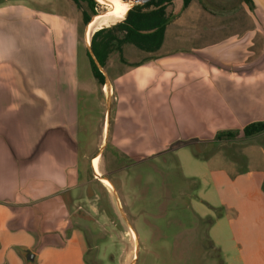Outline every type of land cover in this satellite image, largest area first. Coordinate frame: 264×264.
I'll list each match as a JSON object with an SVG mask.
<instances>
[{
	"label": "crops",
	"instance_id": "0c3cea01",
	"mask_svg": "<svg viewBox=\"0 0 264 264\" xmlns=\"http://www.w3.org/2000/svg\"><path fill=\"white\" fill-rule=\"evenodd\" d=\"M23 1L0 3V264H88L84 230L72 225L67 214L45 220L59 195L81 185L79 161L88 156L81 155L79 111L87 85L80 82L78 65L58 57L52 28ZM247 3L240 9L242 20L236 22L227 16L234 8L205 7L200 0L185 7L183 0H173L160 49L147 52L145 59L125 58L120 72L111 76L116 98L104 117L103 140L112 137L133 158L175 147V154L188 161L190 145L200 149L264 135L217 139L221 132L242 131L264 121V0ZM16 11L21 12L19 20L12 17ZM19 22L21 28L29 24L28 35L16 26L15 35H22L25 44L48 42L53 48L54 54L45 53L43 68L40 63L29 66L32 57L3 49L10 44V25ZM260 148L264 155V146ZM196 155V161L204 159ZM99 171L103 175L100 163ZM213 174L216 179L226 174V183L239 184L232 191L245 213L257 207L256 236L264 239V169L249 168L234 180L223 171ZM216 179L215 188L222 191ZM260 250L264 255V245Z\"/></svg>",
	"mask_w": 264,
	"mask_h": 264
},
{
	"label": "rangeland",
	"instance_id": "374dc122",
	"mask_svg": "<svg viewBox=\"0 0 264 264\" xmlns=\"http://www.w3.org/2000/svg\"><path fill=\"white\" fill-rule=\"evenodd\" d=\"M18 1L0 0V3L8 5ZM69 1L22 2L24 7L35 9L38 19L45 22L48 29L52 28L50 36L58 39V57L74 67L78 65L80 82L87 85V89L81 92L79 111L81 155L85 153L88 156L79 161L78 180L81 185L75 192L59 195L52 211L50 208L47 210L45 220L67 214L72 225L84 230L88 264H244L243 259L245 264H262L264 255L260 249L264 239L256 236L259 231L257 207L253 211L249 208L245 213V206L238 203V193L232 191L239 184L226 183V174H218L216 179L213 171H223L234 180L245 176V170L249 168L264 169V155L260 148L264 146V135L248 142L241 139L200 149L197 145H190L188 161L181 154H175V147L157 156L133 158L124 154L112 137L103 140L104 117L111 112L116 98V94L111 92V76L120 72L124 66L121 61L125 58L145 59L147 51L126 44L122 54L115 51L110 55L106 67H103L110 87L107 93V84L102 86L94 77L88 57L92 37L88 43L87 25L83 21L84 12H89L88 6L83 3L81 7L73 8ZM200 1L205 7L215 4L219 9L234 8V13L228 12L227 16L236 22L242 20L241 6L248 7L247 0ZM96 12H103L109 18L115 13L112 8L98 2ZM20 15L21 12L16 11L12 17L19 20ZM248 20L245 10V24ZM1 23L3 21L0 20ZM16 26L29 34V24L21 28L20 22L13 23L8 30L11 34L6 35L10 36V44H5L3 49L32 57V60L28 59V65L35 67L40 63L43 68L47 62L45 59H48L45 53L51 51L54 54L53 48L48 46V42L46 45L25 44L22 35H15L19 31ZM97 87L96 93H92ZM97 152L101 155H97L96 168L99 170L100 163L102 176H108L113 186L104 185L94 177L91 159ZM196 154L204 159L196 161ZM196 164L199 168L194 166ZM201 165H205L207 170ZM215 179L223 185L222 191L216 190ZM222 198L227 206L220 200ZM229 204L235 206L228 207ZM62 208L66 212H57ZM212 218L215 222L209 224ZM247 218L249 222H246ZM246 230L253 237L245 235Z\"/></svg>",
	"mask_w": 264,
	"mask_h": 264
},
{
	"label": "trees",
	"instance_id": "16d2710c",
	"mask_svg": "<svg viewBox=\"0 0 264 264\" xmlns=\"http://www.w3.org/2000/svg\"><path fill=\"white\" fill-rule=\"evenodd\" d=\"M71 1L77 7H81L83 3L87 4L89 12H84L83 21L85 25L97 14V2L95 0ZM192 1L194 0H183L184 6L187 7ZM172 2L173 0H153L145 5L135 6L129 11L127 18L125 15L122 22L94 30L91 34V47L100 64L106 67L110 55L115 51L122 54L123 46L126 44L135 45L147 52L158 51L163 43L166 27L170 22L167 7ZM94 18L108 19L109 16H104L102 12ZM88 57L94 77L104 86L105 75L95 64L90 53H88ZM263 132L264 121L254 122L245 126L242 131L221 132L217 135V139L235 138L239 135L250 137ZM209 221V224H212L215 222V218Z\"/></svg>",
	"mask_w": 264,
	"mask_h": 264
},
{
	"label": "bare ground",
	"instance_id": "6f19581e",
	"mask_svg": "<svg viewBox=\"0 0 264 264\" xmlns=\"http://www.w3.org/2000/svg\"><path fill=\"white\" fill-rule=\"evenodd\" d=\"M97 1L98 3L102 5H106L107 7L112 8L115 11V13H114V16H112L111 18H108V19L94 18L91 21V23L88 25L87 30H86V38H88L87 39L88 43H89V37L91 36V33L97 28L109 27L113 24L122 22L125 18L127 9H129L133 4V2L131 1H123V0H97ZM105 89L108 93L110 91L109 85H107ZM98 161H99V156H96L94 160V165H93V160H92V167L94 169L95 174L98 176L99 180H101L104 183V185L113 186L111 181L108 178L102 176L99 173V170H97L96 167H97ZM134 235L136 234L134 233Z\"/></svg>",
	"mask_w": 264,
	"mask_h": 264
},
{
	"label": "water",
	"instance_id": "95a60500",
	"mask_svg": "<svg viewBox=\"0 0 264 264\" xmlns=\"http://www.w3.org/2000/svg\"><path fill=\"white\" fill-rule=\"evenodd\" d=\"M95 1L98 2L97 0H95ZM123 1H131V2H133L132 6H131V7L129 8V10L127 11V14H126V18H127L128 14H129V11H130L133 7H135V6H139V5H145V4H147V3H149V2H151V1H153V0H123ZM97 15H98V13H97L95 16H97ZM95 16H93L92 19H91V20L89 21V23L87 24V26H86V30H87L88 25L91 23V21L94 19ZM119 23H120V22H119ZM116 24H117V23H116ZM113 25H114V24H113ZM89 53H90L91 57L93 58L95 64L98 66V68L101 70V72L105 75V79H106L105 84L109 85V81H108V79H107V77H106L105 72L103 71V66L100 64V62L98 61L97 57L95 56V54H94V52H93V50H92V47H90V49H89ZM97 178H98V176H97Z\"/></svg>",
	"mask_w": 264,
	"mask_h": 264
}]
</instances>
